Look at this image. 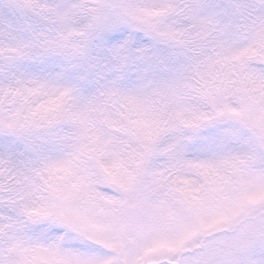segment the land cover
<instances>
[{
    "label": "snow or ice",
    "instance_id": "1",
    "mask_svg": "<svg viewBox=\"0 0 264 264\" xmlns=\"http://www.w3.org/2000/svg\"><path fill=\"white\" fill-rule=\"evenodd\" d=\"M0 264H264V0H0Z\"/></svg>",
    "mask_w": 264,
    "mask_h": 264
}]
</instances>
